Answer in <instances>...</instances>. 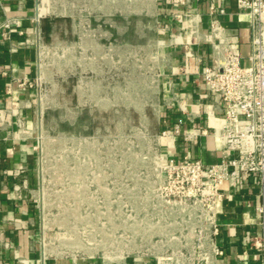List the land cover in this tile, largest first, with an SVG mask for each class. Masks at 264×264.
Wrapping results in <instances>:
<instances>
[{
    "label": "crops",
    "instance_id": "crops-1",
    "mask_svg": "<svg viewBox=\"0 0 264 264\" xmlns=\"http://www.w3.org/2000/svg\"><path fill=\"white\" fill-rule=\"evenodd\" d=\"M236 2L0 0V25L10 22L8 30L0 28V264H177L156 257L112 263L44 249L33 198L39 185L41 114L37 44L53 48L55 111L90 116L129 111L154 134L160 163L187 157L215 165L223 147L212 134L223 122L225 107L209 92L202 73L211 65L216 37H224L247 64L248 18ZM212 20L220 27L218 36L212 34ZM22 80L32 86L20 88ZM222 189L209 264H264L251 247L260 233L256 178L239 179L234 187L225 183Z\"/></svg>",
    "mask_w": 264,
    "mask_h": 264
},
{
    "label": "rangeland",
    "instance_id": "rangeland-1",
    "mask_svg": "<svg viewBox=\"0 0 264 264\" xmlns=\"http://www.w3.org/2000/svg\"><path fill=\"white\" fill-rule=\"evenodd\" d=\"M52 53L51 45L41 62L33 193L46 252L112 263L156 257L209 264V235L198 208L161 195L154 134L129 111H55Z\"/></svg>",
    "mask_w": 264,
    "mask_h": 264
},
{
    "label": "built area",
    "instance_id": "built-area-1",
    "mask_svg": "<svg viewBox=\"0 0 264 264\" xmlns=\"http://www.w3.org/2000/svg\"><path fill=\"white\" fill-rule=\"evenodd\" d=\"M172 1L186 3V0ZM236 4L248 18L250 53L247 64H243L230 43L221 36L216 37L217 42L212 45L211 65L202 73L209 92L218 95L225 107L223 122L212 134L223 147L221 162L205 165L184 157L178 163H160L163 175L160 192L167 201L182 200L195 205L211 239L212 234L217 233L215 212L223 197V185L234 187L237 180L254 176L258 188L255 210L260 218V233L252 238L251 247L264 263V0H237ZM209 15H214L213 8ZM36 24H39L38 19ZM9 26L10 22L6 21L0 28L8 30ZM211 30L218 36L217 21L212 20ZM3 36L9 39L8 33ZM37 48L42 59L47 49L40 40ZM18 86L31 87L32 83L22 80L18 81ZM37 87L40 99V84ZM37 143L38 138L36 149Z\"/></svg>",
    "mask_w": 264,
    "mask_h": 264
}]
</instances>
